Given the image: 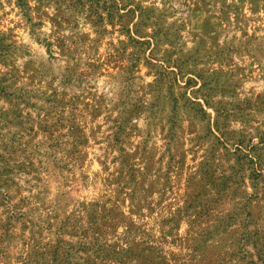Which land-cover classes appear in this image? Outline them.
Wrapping results in <instances>:
<instances>
[{"label": "rangeland", "instance_id": "1", "mask_svg": "<svg viewBox=\"0 0 264 264\" xmlns=\"http://www.w3.org/2000/svg\"><path fill=\"white\" fill-rule=\"evenodd\" d=\"M0 264H264V0H0Z\"/></svg>", "mask_w": 264, "mask_h": 264}]
</instances>
